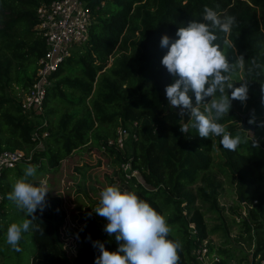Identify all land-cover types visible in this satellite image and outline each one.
Here are the masks:
<instances>
[{
  "label": "trees",
  "instance_id": "trees-1",
  "mask_svg": "<svg viewBox=\"0 0 264 264\" xmlns=\"http://www.w3.org/2000/svg\"><path fill=\"white\" fill-rule=\"evenodd\" d=\"M51 1L0 0V150L20 149L28 158L13 168L16 178L29 163L37 166V181L58 172L61 161L92 141L112 157L122 177L123 162L130 161L138 171L126 181L131 191L168 220L169 238L182 243L179 264H198L192 251L203 240H207L209 255L218 258L212 264H231L233 259L248 264L250 258L264 257V0H84L93 17L89 39L59 64L50 77L42 114L31 117L21 108L18 93L32 85L38 60L45 53L44 40L35 28L36 9ZM204 6L221 16H234L238 22L231 33H217V43L231 64L239 56L245 59L244 67L231 73V82L233 87L247 82V99L232 100L220 121L233 135L242 137L235 151L225 150L220 137L201 138L192 129L182 134L180 125L189 117L178 115L179 109L172 108L165 96L172 77L161 64L167 52L160 46L161 37L175 39L179 27L192 20L203 22ZM226 91L230 95L231 90ZM200 107L203 110V104ZM239 113H247L248 122L254 120L256 141L232 123L240 118ZM119 127L128 133L123 148L115 143ZM34 131L39 137H33ZM109 140L114 142L108 144ZM216 150L223 159L216 169L235 186L237 195L236 206L230 208L231 221L240 229L234 238L237 256L227 248L231 236L225 209L218 201L222 181L211 172ZM6 204L4 193L0 236H5L8 227ZM243 206L245 215L241 214ZM207 213L214 214L220 225H208ZM34 215V224L41 230L29 232L28 264H95L99 251L93 242L103 243L109 251L118 247L114 236H108L104 226L86 214L76 228V252L69 259L61 239L67 211L60 193L48 192L43 212L37 210ZM190 223L195 225V234ZM218 233L220 247L209 239ZM26 239L23 236L20 252L1 242L0 264H23Z\"/></svg>",
  "mask_w": 264,
  "mask_h": 264
},
{
  "label": "clouds",
  "instance_id": "clouds-1",
  "mask_svg": "<svg viewBox=\"0 0 264 264\" xmlns=\"http://www.w3.org/2000/svg\"><path fill=\"white\" fill-rule=\"evenodd\" d=\"M201 20L179 27L175 39L161 37L160 46L167 49L161 64L172 77V82L165 86V96L172 108L179 109L178 115L187 113L189 117L188 122L180 125L182 134L192 129L201 138L220 137L225 150L235 151L242 137L233 135L220 121L228 114L232 100L247 99V82L239 87H233L231 82V73L237 67L243 68L245 59L239 56L236 64H231L217 43V33H231L238 22L236 17L221 16L208 6H204ZM226 90H231L230 95ZM36 175L37 166L27 164L7 195L27 217L9 223L6 229L5 243L16 252L22 251L20 242L25 233L41 230L34 224V214L37 210L43 212L49 188L45 180L37 181ZM95 212L107 221L104 231L114 236L118 245L115 251H109L103 243L93 242L99 251L95 264H179L181 241L169 238L172 228L166 217L135 191L105 186L99 193Z\"/></svg>",
  "mask_w": 264,
  "mask_h": 264
},
{
  "label": "rangeland",
  "instance_id": "rangeland-1",
  "mask_svg": "<svg viewBox=\"0 0 264 264\" xmlns=\"http://www.w3.org/2000/svg\"><path fill=\"white\" fill-rule=\"evenodd\" d=\"M93 22V18L91 23ZM84 44L75 46L72 53H76L82 49ZM240 118L232 120V123L242 127L243 121L246 125L253 126L254 120L248 122L246 120L247 113H239ZM245 136L248 139L256 141L253 130H244ZM255 155H259V152H252ZM213 166L211 172L216 175L218 179L222 181L220 194L218 201L222 207H224V215L229 228V235L231 236V242L227 245V248L231 247L234 250L235 255H238L237 242L235 237L238 236L240 229L237 224H233L231 221L230 208L236 206L237 195L235 192V186L229 182L222 174H220L216 167L222 162V157L219 151L212 152ZM112 157L99 150L96 146L92 145V141H89L87 145L74 152L67 160L61 161V167L59 171L48 174L46 176L38 177L47 182L50 193H60L64 199V206L67 211V220L64 227L61 230L62 241L67 251V256L71 259L76 252V228L82 222L83 216L86 214L94 216L101 225H105L107 221L98 216L95 212V208L98 206L99 193L107 185H117L122 190H130V186L126 181V176L119 173L118 168L112 164ZM19 167H21L19 165ZM23 169V168H22ZM2 176L0 182L2 187L0 188V197H4V193L8 195L11 191V186L16 179L15 170L13 168L2 169ZM108 176L109 178H107ZM7 213L5 221L9 225L11 222H20L25 219L24 214H19L14 203L7 198ZM242 210V209H241ZM244 211V210H243ZM19 215V216H18ZM208 225H220V221L216 219V216L210 213L206 214ZM6 232V229H4ZM30 232V231H29ZM25 233L27 237L24 243L23 264L29 263V257L32 252V241L30 239V233ZM211 242L220 247L222 239L220 234H213L209 238ZM5 243V236H0V243ZM244 248L246 244L244 243ZM73 259V258H72ZM238 259H233L231 264H238Z\"/></svg>",
  "mask_w": 264,
  "mask_h": 264
},
{
  "label": "built area",
  "instance_id": "built-area-1",
  "mask_svg": "<svg viewBox=\"0 0 264 264\" xmlns=\"http://www.w3.org/2000/svg\"><path fill=\"white\" fill-rule=\"evenodd\" d=\"M37 25L45 43V53L39 58L35 72V80L32 85L23 92L18 93L20 106L24 112L35 115L42 114V104L46 89L51 85V75L58 69L59 64L69 57L74 51L75 46L82 45L89 39V29L92 20V13L84 0H52L49 3H41L36 9ZM134 122V126H136ZM128 135L122 127L117 129L115 143L119 148H123L124 139ZM46 133H42L45 137ZM33 137H39L34 131ZM114 141L109 140L108 144ZM23 150H0V177L2 169L14 168L20 161L27 160ZM130 161L123 162L120 168L127 178L137 176L138 171L132 169ZM1 188V184H0ZM0 197V221L2 216ZM245 206V202H242ZM242 207L241 214L245 215V207ZM244 210V211H243ZM192 233L195 234V225L189 224ZM198 264H212L218 258L215 254L209 255L207 240H203L193 249ZM248 264H264V257L257 255L254 259L250 258Z\"/></svg>",
  "mask_w": 264,
  "mask_h": 264
},
{
  "label": "water",
  "instance_id": "water-1",
  "mask_svg": "<svg viewBox=\"0 0 264 264\" xmlns=\"http://www.w3.org/2000/svg\"><path fill=\"white\" fill-rule=\"evenodd\" d=\"M241 128H242L243 130H247V129H249V130H253V126H251V125H246L244 121H243V125H242Z\"/></svg>",
  "mask_w": 264,
  "mask_h": 264
}]
</instances>
